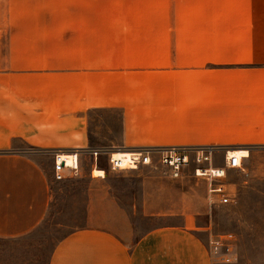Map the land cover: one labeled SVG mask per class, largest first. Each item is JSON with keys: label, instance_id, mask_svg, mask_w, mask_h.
Wrapping results in <instances>:
<instances>
[{"label": "crops", "instance_id": "1", "mask_svg": "<svg viewBox=\"0 0 264 264\" xmlns=\"http://www.w3.org/2000/svg\"><path fill=\"white\" fill-rule=\"evenodd\" d=\"M113 109L124 144L151 137L143 149L215 150L229 138L264 136V0H0V237L35 229L50 201L46 173L13 142L76 152L81 112ZM129 171L141 175L138 213L181 222L131 246L76 230L49 264H211L215 235L207 227L199 235L194 219L212 210L207 184L161 168Z\"/></svg>", "mask_w": 264, "mask_h": 264}, {"label": "rangeland", "instance_id": "2", "mask_svg": "<svg viewBox=\"0 0 264 264\" xmlns=\"http://www.w3.org/2000/svg\"><path fill=\"white\" fill-rule=\"evenodd\" d=\"M160 47H169V42H160ZM177 47H184V42H178ZM130 80L136 79L131 76ZM81 117L85 131L74 135L75 143L84 145V149H74L80 161L77 176L56 181L53 152L31 150L19 140L13 142L14 150L31 157L46 173L50 201L47 216L35 229L13 238L0 237V264H49L57 245L70 233L84 228L102 230L131 246L149 229L181 222L180 217H148L138 213L141 175L108 169L110 153L142 150L151 137L129 138L124 144L121 112L117 109L85 110ZM146 129L151 130V126ZM88 149L100 152L93 172ZM233 150H240L243 169L227 171V189L235 201L227 206H213L209 214L202 207L194 218L195 224L201 236L206 234L202 232L205 227L215 236H224L233 246V264H264V136L229 138L227 144L215 148V164ZM138 168L154 173L147 167ZM191 176L192 169L188 168L176 180ZM200 180L206 183L205 179ZM191 189L192 203L198 206L199 191L196 187Z\"/></svg>", "mask_w": 264, "mask_h": 264}, {"label": "built area", "instance_id": "3", "mask_svg": "<svg viewBox=\"0 0 264 264\" xmlns=\"http://www.w3.org/2000/svg\"><path fill=\"white\" fill-rule=\"evenodd\" d=\"M88 152L92 156L93 172L97 168L100 152L97 150ZM214 152V149L208 146H168L128 152V159L125 162L110 153L107 161L108 169L113 172L134 170L144 166L151 170L161 168L165 174L174 179L179 178L186 169L191 168L194 177L203 178L206 181L207 203L210 207L231 205L235 198L227 189V171L243 170L242 158L227 154L222 162L217 161L218 163L215 164ZM68 154L73 157L72 164H67L62 152L53 154V177L56 181H63L79 173L80 161L77 152ZM223 237L215 236L208 242L207 251L211 264H233L236 260L233 246Z\"/></svg>", "mask_w": 264, "mask_h": 264}, {"label": "bare ground", "instance_id": "4", "mask_svg": "<svg viewBox=\"0 0 264 264\" xmlns=\"http://www.w3.org/2000/svg\"><path fill=\"white\" fill-rule=\"evenodd\" d=\"M114 154V157L116 158H121L124 162L128 159V152H125V151H116ZM231 154H234L238 157H241V152L240 150H233V151H230L228 152V155H231ZM64 159L66 160L67 164H72L73 162V157L70 156V154L68 153H62ZM102 177V176H101Z\"/></svg>", "mask_w": 264, "mask_h": 264}]
</instances>
